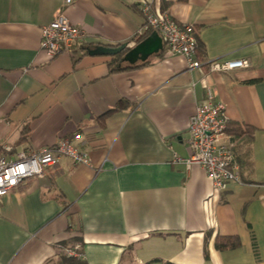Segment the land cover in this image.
I'll return each mask as SVG.
<instances>
[{"label": "crops", "instance_id": "1", "mask_svg": "<svg viewBox=\"0 0 264 264\" xmlns=\"http://www.w3.org/2000/svg\"><path fill=\"white\" fill-rule=\"evenodd\" d=\"M144 4L194 25L200 66L165 47L120 70L112 56L88 54L134 44ZM58 10L84 38L49 58L41 28ZM237 58L249 66L206 65ZM208 85L229 122L254 128L244 180L223 191L184 162L189 119ZM59 139L90 164L60 156L0 201V264H63L74 246L81 264H264V0H0V156ZM228 140L227 131L219 137ZM218 236L240 244L220 250Z\"/></svg>", "mask_w": 264, "mask_h": 264}, {"label": "built area", "instance_id": "2", "mask_svg": "<svg viewBox=\"0 0 264 264\" xmlns=\"http://www.w3.org/2000/svg\"><path fill=\"white\" fill-rule=\"evenodd\" d=\"M72 0H65L70 3ZM147 25L160 35L163 47L172 55L183 56L190 67L201 63L195 59L196 33L192 23L178 24L165 12L153 11L148 4L142 5ZM84 38L79 25L71 23L61 10L41 28L40 48L49 58L63 52H72V47ZM128 42V46H133ZM213 72H228L247 68L246 59H213L206 63ZM229 118L225 104L215 99L211 86L206 87L205 98L196 104L189 119L187 146L189 154L184 162L187 167L201 166L214 187L223 191L229 182H241L239 164L234 155L236 140L219 142L227 130ZM9 151V147H5ZM60 156L70 158L74 164H90L85 152L79 151L68 139H59L50 146H42L34 153L24 149L16 151L14 157L0 156V201L17 190L28 180L43 175L44 170L57 163ZM70 256H80L76 247L66 250Z\"/></svg>", "mask_w": 264, "mask_h": 264}, {"label": "trees", "instance_id": "3", "mask_svg": "<svg viewBox=\"0 0 264 264\" xmlns=\"http://www.w3.org/2000/svg\"><path fill=\"white\" fill-rule=\"evenodd\" d=\"M176 1L184 2L186 0H176ZM140 10L142 12V6L140 7ZM152 31H153V29L150 26H148L147 22L145 21L144 30L137 35V37L135 38V42H139V41L143 40ZM195 33H196V31H195ZM196 38H197V33H196ZM202 51H203V45L197 39V42H196V53H197V57L198 58L200 57V54H201ZM122 55H123V53H119V54H117L115 56H112L113 59H112V62L110 64H111V66L113 68L116 67V63L119 61V59L121 58ZM147 61L138 62V63H136L134 65L124 64V65H121L120 67H116L117 68L116 70H120V69H122L124 67L141 66V65L145 64ZM126 103H127L126 101L122 100L116 106L111 108L109 111L112 112V111H115V110H120L126 105ZM226 131L231 135L232 139L237 140V145H238V141H240L239 143L242 144V146H243V144H245V148L242 147L241 151L238 150L237 145H236V147L233 150L234 151V155H235L236 160H237V163L239 164V174H240L241 182H243L244 179L242 178V170H243V168L247 167L248 164H249V161H248L249 160L248 145L250 144V141L252 140V133L254 131V128H250L249 126L242 125L241 123H237V122H228ZM239 244H240L239 238L236 237V236H218L217 239H216L215 246H216V248L222 250V249H227V248H235ZM70 248H75V246L63 249V252H64V256L62 258L63 259V264H81L82 261H81L79 256L76 257V256H70V255L66 254V250L70 249ZM165 264H174V263L166 262Z\"/></svg>", "mask_w": 264, "mask_h": 264}, {"label": "water", "instance_id": "4", "mask_svg": "<svg viewBox=\"0 0 264 264\" xmlns=\"http://www.w3.org/2000/svg\"><path fill=\"white\" fill-rule=\"evenodd\" d=\"M163 49V42L157 31L153 30L147 37L139 42H134V45L129 47L128 43L124 42L119 45H104L98 44L93 48H89L90 55H110L115 56L123 53L116 67L121 65H134L138 62L147 61L151 56L157 55Z\"/></svg>", "mask_w": 264, "mask_h": 264}, {"label": "rangeland", "instance_id": "5", "mask_svg": "<svg viewBox=\"0 0 264 264\" xmlns=\"http://www.w3.org/2000/svg\"><path fill=\"white\" fill-rule=\"evenodd\" d=\"M4 150L6 151V149L4 148ZM6 152H8V151H6Z\"/></svg>", "mask_w": 264, "mask_h": 264}, {"label": "bare ground", "instance_id": "6", "mask_svg": "<svg viewBox=\"0 0 264 264\" xmlns=\"http://www.w3.org/2000/svg\"><path fill=\"white\" fill-rule=\"evenodd\" d=\"M68 53H70V52L68 51Z\"/></svg>", "mask_w": 264, "mask_h": 264}]
</instances>
